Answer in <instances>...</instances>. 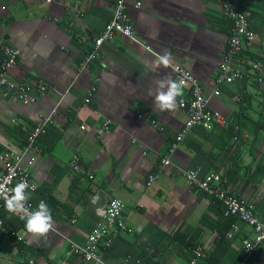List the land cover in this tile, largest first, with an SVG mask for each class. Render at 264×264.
I'll return each instance as SVG.
<instances>
[{
    "label": "crops",
    "instance_id": "crops-1",
    "mask_svg": "<svg viewBox=\"0 0 264 264\" xmlns=\"http://www.w3.org/2000/svg\"><path fill=\"white\" fill-rule=\"evenodd\" d=\"M141 1V8L130 11L140 42L118 34L81 70V59L111 19L116 0H0V46L21 49L14 75L49 86L32 104L0 89V153L24 147L18 125L34 126L52 116L50 124L63 127L52 149L53 131L38 141L33 168L38 189L31 193L33 209L43 198L54 199L55 229L37 236L24 220L0 210V264H100L69 255L68 249L70 241L86 242L101 208L114 197L124 201L133 231L113 237L105 264H187L192 249L178 240L167 242L174 233L193 229L200 230L198 245L206 251L196 264H264V242L246 257L242 240L254 234L240 221L241 232L227 237L224 252L216 250L220 213L213 197L190 185L184 174L196 166L223 172L229 188L264 219V81L251 73L223 83L221 95L213 94L230 31L221 0ZM251 24L257 39L248 52L264 64V20ZM163 49L172 53L168 67L157 63ZM171 64H182L199 78L210 107L221 111L226 123L193 128L165 165L187 112L181 102L171 111L156 110L147 93L155 79L174 78ZM241 91L242 101H233ZM186 95L187 86L182 101ZM75 153L87 174L72 169ZM11 230L27 241L24 249Z\"/></svg>",
    "mask_w": 264,
    "mask_h": 264
},
{
    "label": "built area",
    "instance_id": "built-area-1",
    "mask_svg": "<svg viewBox=\"0 0 264 264\" xmlns=\"http://www.w3.org/2000/svg\"><path fill=\"white\" fill-rule=\"evenodd\" d=\"M221 4L223 13L232 20V32L228 36L227 47L215 77V89L213 90L215 96L221 95L223 83H232L251 73L256 76L258 82L264 81V64L262 61L253 59L248 52L257 39V33L251 24L253 16L251 8L238 7L228 0H221ZM141 7V0H116L111 19L94 38L92 49L81 59V70L87 69L98 58L100 47L118 34L140 42L135 36L130 11L132 8L139 9ZM20 55L21 49L15 45L3 43L0 46V89L4 91L5 96L14 94L22 103L32 104L40 96L47 93L49 86L43 80L19 79L14 75V69L18 64ZM171 67L174 78L177 80L183 78L185 86H187L186 98L181 103V106L186 109L187 118L162 160L165 165L172 162L173 153L193 128L202 127L208 130L216 125L226 123L223 113L210 107L209 97L205 94L204 86L199 78L182 64H171ZM95 90V86L89 89L85 102L91 101ZM243 96L244 92L241 91L232 96V100L241 102ZM139 116L142 115L139 114ZM52 122V116H48L34 126L23 124V129L27 134L25 146L18 152L6 149L0 153V160L4 164V170L0 172V210H8L6 200L12 195V189L15 185L22 180L27 181L30 186H36L34 191L30 189V195L25 201L27 205L33 208L31 193L38 189V184L33 177V168L40 153L38 139L41 134L46 132L47 126ZM109 124L110 121L106 120L104 128H108ZM71 167L77 173L87 174L78 153L72 156ZM184 174L190 185L220 201L226 215H236L240 222L250 227L254 234L253 237H244L242 240L245 255L250 258L258 246L264 242V219L257 215L253 205L248 200L229 188L228 179L223 172L216 169L205 171L202 166H196L187 169ZM155 178L156 175L151 174L150 180L153 181ZM13 214L21 219L20 214ZM241 230V225L234 222L227 232V237L233 238ZM120 231L132 232L133 228L128 223L124 201L114 197L101 208L100 220L88 234L86 242L80 244L70 241L68 254H76L87 262L105 264L104 251L111 247L113 237ZM9 233L16 237L17 243L28 244L15 231L11 230ZM204 256H206L204 246L197 245L192 248V254L187 264H196Z\"/></svg>",
    "mask_w": 264,
    "mask_h": 264
},
{
    "label": "clouds",
    "instance_id": "clouds-1",
    "mask_svg": "<svg viewBox=\"0 0 264 264\" xmlns=\"http://www.w3.org/2000/svg\"><path fill=\"white\" fill-rule=\"evenodd\" d=\"M171 61L172 53L168 49H163L157 54L158 65L168 67ZM153 85L154 87L149 88L147 94L153 98L154 109L161 112L171 111L178 102L182 103L185 88L183 78L177 80L169 75L155 79ZM35 187V185L30 186L27 181L18 182L12 189V195L6 200V208L12 213L20 214L29 233L46 237L55 229L51 208L44 200H41L34 209L25 203L30 195V189L34 191Z\"/></svg>",
    "mask_w": 264,
    "mask_h": 264
},
{
    "label": "trees",
    "instance_id": "trees-1",
    "mask_svg": "<svg viewBox=\"0 0 264 264\" xmlns=\"http://www.w3.org/2000/svg\"><path fill=\"white\" fill-rule=\"evenodd\" d=\"M228 1H231L234 5H237L238 7H241V8L250 7L253 12V16H252L253 20L251 21L253 22L254 20L258 21V19L260 18L264 20V0H228ZM227 19H228L229 28H230V31L228 34L230 35L232 32V20L230 18H227ZM252 26L254 27L253 24ZM258 27L259 25L256 28ZM251 57L259 61L261 59L253 55H251ZM17 130H19L22 136H24V146H25L27 142V134L24 131L23 126L18 125ZM51 131L54 132L53 133L54 138L52 140V144L48 147V150L52 149V147L55 146V144L62 138L63 127L56 129L51 124H49L47 126L46 132H44L43 134L39 136L38 141L39 142L43 141L44 137L47 136ZM43 200L48 204L50 208H52L55 205V201L51 197L43 198ZM213 200L215 202L214 206H216V208L218 209V213H220V222H219V225L216 227L219 231V240L217 241L216 250L217 251L221 250V253H222L224 252V250H226L227 246L229 245V239L227 238V232L230 230L231 225L234 222H238L240 220L238 216L236 215H226L222 203L214 198ZM200 235H201V232L199 229H193L192 231H189L187 233L176 232L172 235L171 240H169V242L167 243L171 244L174 241L178 240L180 241L181 244L184 243L186 247L192 249L198 245ZM20 246L22 249H24L25 247L24 244L22 243H20Z\"/></svg>",
    "mask_w": 264,
    "mask_h": 264
}]
</instances>
